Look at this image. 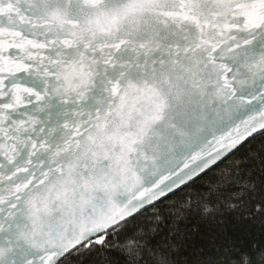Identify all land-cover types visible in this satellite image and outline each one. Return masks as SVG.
<instances>
[{
	"label": "snow or ice",
	"instance_id": "1",
	"mask_svg": "<svg viewBox=\"0 0 264 264\" xmlns=\"http://www.w3.org/2000/svg\"><path fill=\"white\" fill-rule=\"evenodd\" d=\"M0 264H264V0H0Z\"/></svg>",
	"mask_w": 264,
	"mask_h": 264
}]
</instances>
